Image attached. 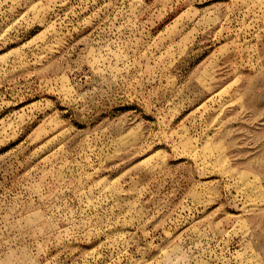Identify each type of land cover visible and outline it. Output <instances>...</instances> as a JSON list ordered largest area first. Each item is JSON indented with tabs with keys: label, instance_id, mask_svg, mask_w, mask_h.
Segmentation results:
<instances>
[{
	"label": "rangeland",
	"instance_id": "obj_1",
	"mask_svg": "<svg viewBox=\"0 0 264 264\" xmlns=\"http://www.w3.org/2000/svg\"><path fill=\"white\" fill-rule=\"evenodd\" d=\"M0 264H264V0H0Z\"/></svg>",
	"mask_w": 264,
	"mask_h": 264
}]
</instances>
